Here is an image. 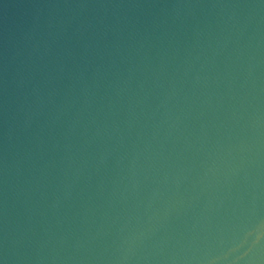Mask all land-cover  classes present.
Wrapping results in <instances>:
<instances>
[{
	"label": "water",
	"instance_id": "water-1",
	"mask_svg": "<svg viewBox=\"0 0 264 264\" xmlns=\"http://www.w3.org/2000/svg\"><path fill=\"white\" fill-rule=\"evenodd\" d=\"M0 264H264V0H0Z\"/></svg>",
	"mask_w": 264,
	"mask_h": 264
}]
</instances>
